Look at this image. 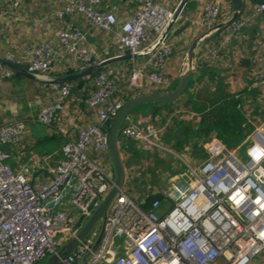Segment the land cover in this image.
<instances>
[{"label":"built area","instance_id":"built-area-1","mask_svg":"<svg viewBox=\"0 0 264 264\" xmlns=\"http://www.w3.org/2000/svg\"><path fill=\"white\" fill-rule=\"evenodd\" d=\"M44 1L59 6L55 14L65 26L57 33L58 43L43 41L19 56L7 52L4 57L24 64L37 79L57 80L49 72L55 61L67 56L80 70L112 58L90 46L87 31L69 19L76 14L92 28L111 34L128 53L148 58L142 66L133 61L127 78L110 64L92 72L86 103L98 122L84 125L75 137L67 136L64 160L51 178L43 172L34 178L29 166L16 170L10 162L12 154L0 147V264H39L67 249L115 181L104 122L116 115L126 94L137 95L146 84L155 89L174 85L163 66L173 53L164 34L179 18L174 19L175 11L154 0H125L130 11L119 21L114 10L103 7L104 0ZM255 9L264 11V3ZM221 14L218 4L208 3L198 24L205 30L223 24L224 42L244 32L248 18L222 22ZM1 68L2 77L13 74L12 69ZM51 86L55 99L38 116L47 126L73 93L70 82ZM25 131L24 121H0V146L20 144ZM162 132L159 126L124 125L119 134L122 156L130 158L131 145L140 151L166 149ZM198 146L204 160L197 163L185 154L180 157L181 171L166 173L160 186L149 187L169 197L170 206L155 199L151 208H143L124 186L101 228L95 226L57 264H104L120 239L122 253L109 264H264L259 259L264 255V127L252 132L242 153L202 141Z\"/></svg>","mask_w":264,"mask_h":264},{"label":"crops","instance_id":"crops-1","mask_svg":"<svg viewBox=\"0 0 264 264\" xmlns=\"http://www.w3.org/2000/svg\"><path fill=\"white\" fill-rule=\"evenodd\" d=\"M154 1L176 12L182 0ZM208 3L220 6L222 22L236 18L231 0H188L166 35L173 53L163 67L174 81L171 88L177 85L181 75L192 69L194 75L188 89L170 106L159 108L155 115L153 112L157 105H144L134 110L125 122L140 129L149 126L164 128L168 123L189 128L190 133L186 134L180 146L183 155L193 157L197 163L205 158L204 151L198 146L201 141L242 153L252 132L264 127V11L255 9L264 0H244L243 10L237 18L245 17L249 22L243 33H236L225 42L224 25L210 31L198 24ZM103 7L114 10L119 21H123L130 11L125 0H104ZM58 8L44 0H17L13 3L0 0V57H5L9 50L21 55L24 50L31 51L43 41L58 43L57 33L65 26L55 14ZM69 19L87 31L90 46L97 48L104 58L128 53L111 34L92 28L81 15L76 14ZM208 48H213L214 52ZM67 57L54 62L49 77L62 78L68 70L80 72L79 65ZM147 58H122L110 65L127 78L133 61L142 66ZM1 67L0 121H24L26 131L20 144L0 147L12 154L10 162L16 170L29 166L34 178L41 172L46 178H51L64 160L62 147L67 136L75 137L84 125L98 122L95 112L86 103L92 86L91 74L80 77L85 81L82 87L73 90L57 119L47 126L38 121V116L41 109L55 99L56 90L51 83L15 71L10 77H2ZM74 82L77 85L78 82ZM169 90L155 89L146 84L139 94ZM128 160L129 173L136 177L137 163L130 158ZM173 163L170 162L168 167L165 165L161 171L176 173L182 170L183 167H176L179 162ZM114 243L104 264H109L122 253V240Z\"/></svg>","mask_w":264,"mask_h":264},{"label":"water","instance_id":"water-1","mask_svg":"<svg viewBox=\"0 0 264 264\" xmlns=\"http://www.w3.org/2000/svg\"><path fill=\"white\" fill-rule=\"evenodd\" d=\"M187 1L188 0L181 1L179 7L177 8L175 12V17H174L175 20L180 15ZM231 1L233 3L234 12L237 17V15L240 14L241 11L243 10L244 0H231ZM173 23L174 21L171 23L170 27L173 25ZM222 25L223 24H219L215 26L213 29H211L210 31L218 29ZM170 27L165 32L164 36L167 35ZM141 56H142L141 54L132 55L130 53H127L122 56L112 57L110 59L105 60L103 63L95 67H88L83 70H80V72L78 73L67 74L62 78H58L57 80H54L51 82L47 81V82L48 83H62V82L74 81L80 77L86 76L88 74H92L93 71L97 69H101L104 65L110 64L116 60H120L122 58L132 59V58H138ZM0 65L3 67H8L12 69L13 71L19 74H22L24 76H27L29 78L37 79V76L35 74L29 72L25 68H22L6 60L5 58L0 57ZM193 75H194V71L192 69L188 70L185 74L179 77L177 85L169 91L137 94V95H134L128 98L121 105L116 115L114 117L108 118L104 122L103 127L108 131V150H109V154L111 156L114 171H115L114 184L111 187V189L106 193L100 205L96 208V210L87 220V222L84 224V226L82 227L78 235L74 237L67 244V249L66 250L62 249L58 255L51 256L47 258L46 260L40 262L39 264H57L60 259V256H63L64 254H67L68 252H70L72 249H75L78 246V244L88 236V234L96 226V224L100 220L105 218L112 203L114 202L116 197L120 194V192L123 190L125 183H126V167H125L124 159H123L120 146H119V134H120V130L123 124L126 122L130 114L135 109L141 106L156 104L157 107L155 108L153 112V114L155 115L158 109L160 108V106L172 104L184 94V92L188 89L192 81ZM101 235L99 237L97 244L99 243L101 239Z\"/></svg>","mask_w":264,"mask_h":264},{"label":"trees","instance_id":"trees-1","mask_svg":"<svg viewBox=\"0 0 264 264\" xmlns=\"http://www.w3.org/2000/svg\"><path fill=\"white\" fill-rule=\"evenodd\" d=\"M7 52H12V53H15L17 55V52L15 50H9ZM14 64H16L22 68H26V66L24 64H17V63H14ZM66 73L72 74L73 71L68 70ZM92 75H94V73L91 74V77H92ZM76 81L78 82L77 85H75L74 81L70 82L73 86V90L76 87L81 88L83 83L85 82L84 79H82V78L76 79ZM132 96H133V94H131V93L126 94L124 96V101L127 100L128 98L132 97ZM167 106H170V104L160 106V108L167 107ZM124 125H126V123H124L123 126ZM119 146H120V144H119ZM128 149H129V151H131L130 160L131 159L135 160L136 163H139L140 158H144V157H146V158H152L153 157V159L155 160L154 161L155 163L158 159V155L157 154L154 155V153H153L155 150H146V152H147L146 154L138 155L141 151L138 150L135 146L131 145V146H129ZM120 150H121V153L123 154L121 147H120ZM123 159H124V157H123ZM128 161H129L128 159H124V163H125V167H126L125 188L129 189L133 198L135 200H137L138 202H141V206L143 208H151V204L155 199H160L163 206H166V207L170 206L172 204V200L169 197L164 195L162 192L154 193V192H152V189L149 188V187L154 188L155 186L156 187L160 186L161 182H162V175L165 173L161 172L160 170H156L157 168L155 169L154 167L150 166L148 168H142V170H141V168H140V170L137 169L138 174L136 177H134V176H131V174L129 173L130 168H128V165H129ZM158 165H160L161 168L165 167L163 165V163L158 164ZM152 176H153V179H151ZM134 185H136V186H134ZM133 186L135 188L137 187V188L141 189V191H139L140 196H136V193H134L135 188Z\"/></svg>","mask_w":264,"mask_h":264},{"label":"rangeland","instance_id":"rangeland-1","mask_svg":"<svg viewBox=\"0 0 264 264\" xmlns=\"http://www.w3.org/2000/svg\"><path fill=\"white\" fill-rule=\"evenodd\" d=\"M140 108H142V106L137 108V109H140ZM188 130H189V128H186L184 126H182V127L178 126V125L174 126L172 123H168L166 125V127L164 126L163 132H162V141L165 142V144L167 145L166 146L167 148L166 149H162V148L156 149L153 152L154 155L155 154L158 155V159L156 161L157 164L154 162L155 160L153 159V157L152 158H146V157L143 156L144 158H140L139 163H137V164L135 163L136 164L135 168L138 169V170H140V168H141V170H142V168H148V167L152 166L155 169L157 168L156 170H160L161 171L162 168L158 164L163 163L164 166L166 165L168 167V166H170V162L171 163H173V162L174 163H178L179 162L178 166H176L177 169H178V167L179 168L183 167L182 160H181L182 158H180V157H185V155L183 156V151H182L183 148L181 149L180 145L183 142V140L186 138V134L190 133V131H188ZM146 153H147L146 151H141L138 155H144ZM244 157H245V155H244ZM151 179H153V176H152ZM165 185L167 186L166 183H165ZM165 185H164V187L166 188ZM134 186H136V185H134ZM134 190H135L136 196H139V194H140L139 191H141V189L136 187ZM101 224H102V220H100L96 224V226L100 227ZM117 243H120V242H117ZM259 259H260V261H262V259H264V255L262 254L261 256H259ZM257 260H258V258H257Z\"/></svg>","mask_w":264,"mask_h":264}]
</instances>
